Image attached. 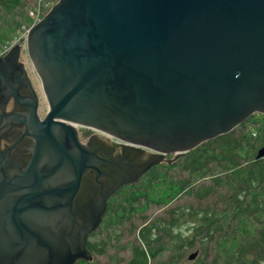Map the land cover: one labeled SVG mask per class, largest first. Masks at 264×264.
<instances>
[{"label":"water","instance_id":"water-1","mask_svg":"<svg viewBox=\"0 0 264 264\" xmlns=\"http://www.w3.org/2000/svg\"><path fill=\"white\" fill-rule=\"evenodd\" d=\"M26 35L47 110L12 44L0 55V264L91 259L112 190L264 115V0H57ZM78 125L124 140L122 154L94 135L86 146Z\"/></svg>","mask_w":264,"mask_h":264},{"label":"trees","instance_id":"trees-1","mask_svg":"<svg viewBox=\"0 0 264 264\" xmlns=\"http://www.w3.org/2000/svg\"><path fill=\"white\" fill-rule=\"evenodd\" d=\"M24 4L0 0V9L18 14ZM254 116L183 154L172 153L134 184L118 189L101 226L86 242L92 259L73 264H264V156L255 157L264 133L256 134L250 125ZM160 181L167 184V195L173 192L169 199L181 194L185 202L134 225L132 215L145 204L147 188ZM123 220L129 222L132 240L121 245Z\"/></svg>","mask_w":264,"mask_h":264},{"label":"rangeland","instance_id":"rangeland-1","mask_svg":"<svg viewBox=\"0 0 264 264\" xmlns=\"http://www.w3.org/2000/svg\"><path fill=\"white\" fill-rule=\"evenodd\" d=\"M57 1V0H56ZM55 1V2H56ZM37 2V0H25V4L23 5V10L19 12L18 14H14V12H8L7 14H3L0 9V53L3 50L9 49V47L12 44H18L20 48V55L18 60L22 63H24L25 68L27 69V75L31 78L32 86L36 89V92L38 93V100H39V106L37 113L41 116L47 109V101L45 100V95L43 93V89L40 85L41 81L36 74V70L32 64V62L29 59V55L27 52V48H25L26 44V33H24V27L22 25H30L34 22L33 16L30 15L29 11H31L34 7V4ZM27 14V16L25 15ZM17 23L19 25L18 27H14V24ZM15 28V32L14 31ZM1 55V54H0ZM255 113L254 117H251L252 120L256 119V121H251L250 125L255 126V132L258 133H264L263 125H264V115L261 113L253 112ZM252 115V114H250ZM79 128H84V126H79ZM169 157H172V154H165L160 161L167 159ZM148 194H147V200H141L143 205H141L135 213H133V221L134 225H141V223L144 221L143 216L152 219L154 216H161L165 214V210L167 208H174L179 203L185 202V197L181 194L175 196L173 199H169L170 195L173 193L172 191L168 194V188L167 184L163 181H160L159 183L155 184V186H152L151 188H147ZM150 198V199H148ZM124 221V222H123ZM120 221V227L123 230L121 234V240L119 243L122 245L125 243L128 239L132 240V236L129 234L128 230L126 229L129 226V222H125L123 220ZM122 223V225H121ZM182 229V228H181ZM184 233H187L186 231ZM165 238H168V235H164ZM164 238V239H165ZM122 255L127 253L126 247L122 248ZM115 250V248H111L110 251L112 252ZM194 248L189 249L187 253L190 251H193ZM166 251H163L161 253L162 257L164 256ZM101 260H105L103 256H100Z\"/></svg>","mask_w":264,"mask_h":264},{"label":"flooded vegetation","instance_id":"flooded-vegetation-1","mask_svg":"<svg viewBox=\"0 0 264 264\" xmlns=\"http://www.w3.org/2000/svg\"><path fill=\"white\" fill-rule=\"evenodd\" d=\"M31 83H32V81H31ZM33 84V83H32ZM32 84H31V86H32ZM32 88H34L33 86H32ZM35 89V88H34ZM35 91H36V89H35ZM39 96V95H38ZM37 96V97H38ZM39 101V100H38ZM13 102H12V100L10 99L9 100V102H8V105L6 106V111H11L12 109H13ZM38 106H39V104H38ZM47 110V109H46ZM45 110V111H46ZM45 113V112H44ZM43 113V115L41 116L40 114H39V116L42 118L45 114ZM38 114V113H37ZM79 126H81V125H78V126H76V129H77V139H79L82 143H84L86 146H87V142L89 141V137L90 136H92V135H94L96 138H99L100 139V141H102L103 143H104V145H110V146H113L112 147V149H111V156H115V154H122V149H121V147H122V144H121V142H123V143H126L124 140H121V139H116V138H113L111 135H108L107 133H102V132H100L99 130H96V129H94V128H87L86 126H84V128H79ZM86 127V128H85ZM0 142H1V146H2V148H6V145L7 146H9V142H7L6 141V139H4L3 137L2 138H0ZM127 144V143H126ZM128 145H130V146H133V147H138L139 149H145V148H140V146L138 145V144H134V143H132V144H128ZM148 149V148H147ZM151 150V149H150ZM157 163H152L149 167H147V169H146V171L153 165H156ZM146 171L144 172V173H146ZM144 173H142V174H140V175H138V177L136 178V179H134V181H132V182H123L118 188H116L115 190H112L113 192L108 196V198H107V201H106V206H105V209H104V212H103V214H101L100 215V221H99V223L96 225V228H94V229H92L91 230V232H89L88 234H87V239H86V241H85V245H86V242L87 241H91L92 239H93V237H94V234L97 232L96 230H98L99 229V227L101 226V224H102V221H103V215L106 213V211H107V209H108V207H109V204H107L108 203V200L110 199V197L114 194V193H116L117 191H118V189H120L121 187H123V186H125L126 184L127 185H130V184H134V182H136L138 179H140V177H142V175L144 174ZM86 247H87V245H86ZM90 251V250H89ZM90 257H92V254L90 253ZM92 259V258H91ZM80 260V259H79ZM78 261V260H77Z\"/></svg>","mask_w":264,"mask_h":264},{"label":"built area","instance_id":"built-area-1","mask_svg":"<svg viewBox=\"0 0 264 264\" xmlns=\"http://www.w3.org/2000/svg\"><path fill=\"white\" fill-rule=\"evenodd\" d=\"M56 0H37L34 4V7L29 11L30 15L33 16L34 22L28 25H22L24 27V33H26L29 28L37 22L40 17H43L50 8V5L53 4ZM9 49L3 50L0 54H5Z\"/></svg>","mask_w":264,"mask_h":264}]
</instances>
